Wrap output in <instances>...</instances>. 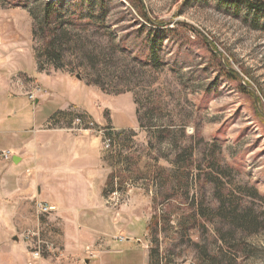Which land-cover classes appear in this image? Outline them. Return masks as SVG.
<instances>
[{
    "label": "rangeland",
    "instance_id": "rangeland-1",
    "mask_svg": "<svg viewBox=\"0 0 264 264\" xmlns=\"http://www.w3.org/2000/svg\"><path fill=\"white\" fill-rule=\"evenodd\" d=\"M49 1L0 0V58L32 75ZM63 1L62 12L76 11L57 31L63 67L44 65L63 75L53 89L72 103L70 131L100 138L102 157L89 164L105 170L77 263L264 264V33L219 0H141L150 20L135 0ZM14 230L20 264L64 258L61 227ZM69 231L74 240L78 229ZM29 232L56 251L33 260ZM18 237L10 240L16 253Z\"/></svg>",
    "mask_w": 264,
    "mask_h": 264
},
{
    "label": "crops",
    "instance_id": "crops-1",
    "mask_svg": "<svg viewBox=\"0 0 264 264\" xmlns=\"http://www.w3.org/2000/svg\"><path fill=\"white\" fill-rule=\"evenodd\" d=\"M7 59L0 58V144L13 155L0 159V264L23 263L15 256L19 253L25 257L15 228L44 232L54 226L65 233L55 237L56 243L68 248L64 258H46L44 264H79L75 257L88 245L82 236L91 233L82 221L102 204L105 170L89 164L102 157L100 138L70 131L66 111L72 103L67 94L53 89L64 80L63 75L39 70L35 54V75ZM15 76L23 78L22 82ZM36 85L45 93L32 102L28 92ZM51 105L55 107L47 113ZM65 124L68 128L63 127ZM43 203L57 207L49 215L51 220L57 218L52 224L45 213L39 214L38 205ZM71 228L78 229L74 240ZM13 237H18L17 253L11 246Z\"/></svg>",
    "mask_w": 264,
    "mask_h": 264
},
{
    "label": "trees",
    "instance_id": "trees-1",
    "mask_svg": "<svg viewBox=\"0 0 264 264\" xmlns=\"http://www.w3.org/2000/svg\"><path fill=\"white\" fill-rule=\"evenodd\" d=\"M85 0H78L77 3H84ZM93 1V0H88ZM220 2H225L226 7L229 12H232L236 17L243 15L244 22L249 24L252 29L259 30L264 33V0H219ZM136 7L140 11L141 15L146 19H149L148 13L144 10V6L141 0H135ZM63 0H53L46 2L42 10V16L38 22V28L43 33L44 39V49L42 51L36 52V59L38 62L39 70H46L44 65V60L51 62L55 68H62V52L63 43L61 39L57 37V31L62 27L64 19L66 17L76 16V11L70 13L69 15L61 11ZM75 3V4H77ZM19 3L18 5H20ZM26 5V4H25ZM101 7V17L105 16L107 9ZM158 25L167 26L165 22H160ZM39 32V30H37ZM36 32L34 33V35ZM150 56L153 57V62L156 61V54L154 49L150 51ZM45 58V59H44ZM220 69L226 72L233 80H239V75L233 69L227 67V65L220 63ZM244 91L249 92L245 85L241 86Z\"/></svg>",
    "mask_w": 264,
    "mask_h": 264
},
{
    "label": "built area",
    "instance_id": "built-area-1",
    "mask_svg": "<svg viewBox=\"0 0 264 264\" xmlns=\"http://www.w3.org/2000/svg\"><path fill=\"white\" fill-rule=\"evenodd\" d=\"M33 90H34L33 92L32 91L30 92L29 97L33 100H37L36 94H40L42 90L40 87L37 86H35ZM75 120H76V124L80 126L84 125L85 121L83 120V117L77 116ZM87 125H89V127H93L95 126V123L93 121H89ZM104 143L106 148H110L113 143L112 137L108 135L105 136ZM0 155L8 160L12 157L13 153L10 152L9 150H1ZM38 208L42 214L51 213L57 210L56 205L50 203L39 204ZM27 238L33 240L35 243V246L31 252V258L33 260H41L44 257L45 253H51L53 251H56V245H54V243L49 240L41 239L40 234L37 232H29Z\"/></svg>",
    "mask_w": 264,
    "mask_h": 264
}]
</instances>
